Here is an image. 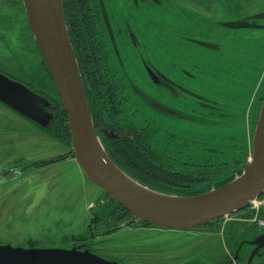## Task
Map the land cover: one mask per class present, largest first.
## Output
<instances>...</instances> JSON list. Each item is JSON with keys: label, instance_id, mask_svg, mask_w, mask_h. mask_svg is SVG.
Returning a JSON list of instances; mask_svg holds the SVG:
<instances>
[{"label": "rangeland", "instance_id": "rangeland-1", "mask_svg": "<svg viewBox=\"0 0 264 264\" xmlns=\"http://www.w3.org/2000/svg\"><path fill=\"white\" fill-rule=\"evenodd\" d=\"M112 1L123 7L119 12L136 18L135 6L128 12L123 0ZM139 9L138 15L145 20L141 33L148 37V49L159 58L157 66L189 92L217 101L214 108L206 109L196 107L181 92L172 99L165 95L189 120L163 115L164 121L154 125L170 131L178 128L170 134L157 133L153 141L163 142L170 158L167 166L164 162L161 166L200 181L155 185L166 191L191 192L239 175L251 158L264 96V18L248 20L264 13V0H164L161 6L143 2ZM244 21L252 24L251 28L224 29L219 25ZM183 35L212 40L220 48L209 55L189 50ZM126 50L119 49L125 67L117 66L119 74L128 81L135 79L140 89L152 90L141 69L125 65L130 50L123 64ZM0 72L40 98L35 110L22 115L0 102V246L64 253L80 247L91 250L105 264L248 263L252 245L244 243L238 260L234 255L242 241L264 233L253 224L222 218L207 228L173 230L142 224L130 215L111 223L118 204L88 182L74 159L71 140L61 132L48 134L52 111L47 105L51 97L61 101L22 0H0ZM119 119L141 123V118L126 109ZM51 160L54 162L42 164ZM261 253L251 264H264V248ZM77 254L86 255L82 251Z\"/></svg>", "mask_w": 264, "mask_h": 264}, {"label": "water", "instance_id": "water-1", "mask_svg": "<svg viewBox=\"0 0 264 264\" xmlns=\"http://www.w3.org/2000/svg\"><path fill=\"white\" fill-rule=\"evenodd\" d=\"M22 3L34 40L65 112L77 165L89 183L122 206L131 217L165 229H194L243 211L264 194V96L251 142V158L232 181L191 196L153 190L138 183L114 164L95 132L61 1L22 0ZM263 18L264 13L250 17L251 20ZM39 100L26 85L0 72L2 104L22 115L35 110ZM51 108L52 102L47 105V109ZM51 114L53 122L54 114ZM48 162L54 160L43 161L42 164ZM119 217V213L111 217L113 225ZM244 243L254 247L247 263L251 264L254 256L263 254L260 251L264 248V233L252 241H242L235 251L234 260L239 259V251ZM71 251H25L0 246V264H105L89 249L73 247ZM79 251L86 255L80 256L77 254Z\"/></svg>", "mask_w": 264, "mask_h": 264}, {"label": "flooded vegetation", "instance_id": "flooded-vegetation-1", "mask_svg": "<svg viewBox=\"0 0 264 264\" xmlns=\"http://www.w3.org/2000/svg\"><path fill=\"white\" fill-rule=\"evenodd\" d=\"M60 1L84 90L92 104L95 130L101 134L102 140L105 138L119 139L123 136L134 139L138 134H144V137H147V134L152 133H174V129L178 130L176 126L171 131L154 126L156 122L164 121L163 115L189 120V116L171 106L169 103L171 100H165L166 94L172 99L178 92H181L191 103L196 104V107L214 108L212 105L217 101L192 91V93L189 92L188 88L174 81L176 78L171 79L165 74L157 66L159 58L153 54L154 50L148 49V37L141 33L145 20L142 15H138L139 7L143 2L161 6L164 0H123L126 3L125 8L129 9L128 12L134 11L133 6H135L138 11L136 18H129L127 12L126 14L119 12L123 7H118L117 2L112 0ZM254 21L256 20H251V22ZM158 25L161 26V24ZM219 25L224 29H229V27L245 29V27L251 28L252 26L247 21L224 22ZM183 39L187 42L185 46L187 49L194 48L204 55H209L220 48V45H216L212 40L202 41L187 38L184 35ZM123 48L130 50L131 54L125 65L127 63L133 68L141 69L143 78L153 87L152 90L147 87L142 90L135 79L128 81L125 76L119 74L118 65L122 66V70L125 69L119 51ZM127 50L123 52V64ZM131 67L127 66V68ZM189 77L194 79L193 76ZM111 89H113L112 92ZM103 101H106L105 104L111 103L113 121L104 120ZM125 109L131 115L141 118V123L136 122V119L121 121L119 117L125 115ZM148 114L152 115V118L147 117ZM149 119L152 120L150 123ZM139 144L144 147L150 146L151 150L158 148L160 151L157 153L160 154L161 160L165 158L163 142H150V145L148 142Z\"/></svg>", "mask_w": 264, "mask_h": 264}, {"label": "trees", "instance_id": "trees-1", "mask_svg": "<svg viewBox=\"0 0 264 264\" xmlns=\"http://www.w3.org/2000/svg\"><path fill=\"white\" fill-rule=\"evenodd\" d=\"M43 63H44V60H43ZM44 65H45V63H44ZM45 67H46V65H45ZM46 70L48 72L47 67H46ZM14 80H16V79H14ZM112 90L113 89H111V92H112ZM116 91H117V89L115 90V92ZM86 97H87V100L89 103L93 122H95V118H94V115L92 112V104H91L90 100L88 99L87 94H86ZM51 102H52L51 111L54 114V118H53L52 127H51L52 129L48 134H50L52 136H56L57 133L61 132V133H64L66 135L68 140H71L68 124L66 122V115H65V112L63 111L61 103L58 102L57 100L52 99V97H51ZM105 103H106V101H103V104H104L103 109L105 111L104 112V120L108 121V122L113 121L114 118H113V114H112V107L110 105L111 103L110 102H108L107 104H105ZM95 132H96L97 136L100 138L101 143H102L108 157L113 161V163L116 164L129 177H131L132 179H134L135 181H137L138 183H140L144 186H147L153 190L160 191L163 193L181 195V196L197 195V194H201V193H204L206 191H209L211 189V188L201 189V190L191 191V192H187V191H183V192H181V191H166V190L160 188L159 186L155 185V184H160V183H163V184L169 183V181H170V183H177L179 185L184 184V183L195 184V183L200 181V179L189 178V177H187V175H181L177 172L173 173L171 171H168V169L166 167L161 166V162H164V166H167V162H168L167 161V158H168L167 153L164 154L165 158L162 159L163 160L162 161L160 154H158L154 149L151 150L152 147H150V146L144 147L143 145L139 144L142 142H148L150 145V142H153L154 139L156 138V136H157L156 133H152L149 135L147 134V137H144V134L143 135L138 134L136 136V138H134V139H131L129 136H123L119 139H106L105 138V140H102L101 134L98 133L97 130H95ZM168 159H170V158H168ZM158 163H159V165H158ZM240 173H241V171L239 172V174ZM233 179H234V177H230V178H226V179H223L221 181L215 182L214 187H212V188H219V187L229 183ZM117 207H118L117 212L120 213L119 220L121 218H123V215H130L128 212L125 211V209L122 206L117 205ZM214 222H217V220H215ZM214 222H212L210 225L204 226L202 228H207L209 226H213ZM141 223L145 224V225H150V224H147L144 222H141ZM199 228H201V227H199ZM85 246H87V245H85ZM84 248H86V247H84Z\"/></svg>", "mask_w": 264, "mask_h": 264}, {"label": "built area", "instance_id": "built-area-1", "mask_svg": "<svg viewBox=\"0 0 264 264\" xmlns=\"http://www.w3.org/2000/svg\"><path fill=\"white\" fill-rule=\"evenodd\" d=\"M241 214H245V215L242 216ZM241 214L225 217L224 219L226 220L230 219V221H235V222H244V223L253 224L257 229L263 230L264 229V197L262 196L257 198Z\"/></svg>", "mask_w": 264, "mask_h": 264}]
</instances>
